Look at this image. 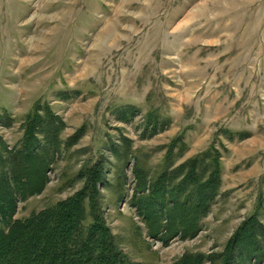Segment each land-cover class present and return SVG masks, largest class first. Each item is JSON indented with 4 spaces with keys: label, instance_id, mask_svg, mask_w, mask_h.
Returning <instances> with one entry per match:
<instances>
[{
    "label": "rangeland",
    "instance_id": "1",
    "mask_svg": "<svg viewBox=\"0 0 264 264\" xmlns=\"http://www.w3.org/2000/svg\"><path fill=\"white\" fill-rule=\"evenodd\" d=\"M36 125L56 152L14 219L87 188L133 262L228 261L242 224L264 226V0H0V181ZM205 152L221 183L201 230L149 237L130 206L139 182Z\"/></svg>",
    "mask_w": 264,
    "mask_h": 264
},
{
    "label": "trees",
    "instance_id": "2",
    "mask_svg": "<svg viewBox=\"0 0 264 264\" xmlns=\"http://www.w3.org/2000/svg\"><path fill=\"white\" fill-rule=\"evenodd\" d=\"M37 120L44 121L36 112L28 117L27 134ZM35 127V139L28 140V135L20 150L12 152L8 162L3 161L7 171L0 181V264H138L122 251L102 216L97 218L87 188L27 220L14 219L20 199L44 190L45 168L56 152L42 145L47 139ZM19 152L23 153L21 160ZM171 167L166 166L154 180L143 179V186L139 182L130 201L147 235L164 242L176 236L194 237L201 230L202 220L218 200L221 183L219 162L217 158L211 161L209 152L201 159ZM96 174L99 179L103 175L102 168L94 164L89 170V184L94 183ZM263 238L264 226L253 218L248 220L234 235L228 261L223 259L222 264H235L234 260L242 264L241 258L259 262L264 254ZM201 261V256L186 254L173 264Z\"/></svg>",
    "mask_w": 264,
    "mask_h": 264
}]
</instances>
